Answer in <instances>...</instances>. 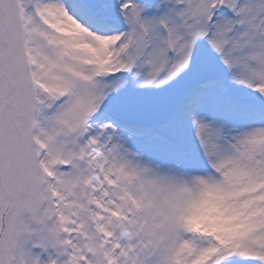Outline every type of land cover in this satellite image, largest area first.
Instances as JSON below:
<instances>
[{
    "label": "snow or ice",
    "instance_id": "1",
    "mask_svg": "<svg viewBox=\"0 0 264 264\" xmlns=\"http://www.w3.org/2000/svg\"><path fill=\"white\" fill-rule=\"evenodd\" d=\"M0 264H264V0H0Z\"/></svg>",
    "mask_w": 264,
    "mask_h": 264
}]
</instances>
